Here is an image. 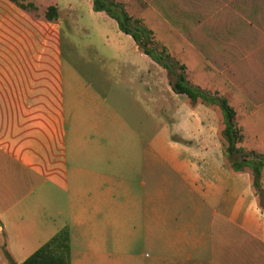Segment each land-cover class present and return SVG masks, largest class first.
Listing matches in <instances>:
<instances>
[{
	"label": "crops",
	"instance_id": "crops-1",
	"mask_svg": "<svg viewBox=\"0 0 264 264\" xmlns=\"http://www.w3.org/2000/svg\"><path fill=\"white\" fill-rule=\"evenodd\" d=\"M26 1L35 9L0 0V264L5 251L21 264L62 230L70 264H264V208L250 168L225 163L213 107L173 92L166 70L91 0ZM112 1L192 86L226 99L236 147L264 154V0ZM50 5L55 20L44 17ZM132 120L155 123L145 142ZM160 157L195 203L186 227L172 217L166 242Z\"/></svg>",
	"mask_w": 264,
	"mask_h": 264
},
{
	"label": "trees",
	"instance_id": "trees-1",
	"mask_svg": "<svg viewBox=\"0 0 264 264\" xmlns=\"http://www.w3.org/2000/svg\"><path fill=\"white\" fill-rule=\"evenodd\" d=\"M22 9L34 10L35 6L30 1L10 0ZM23 1V3L21 2ZM94 11H104L113 18L118 28L129 34L139 49L147 54L152 60L163 67L168 75V82L173 92L184 93L191 103L201 102L208 106H217L222 115L224 124L222 137L225 141L224 155H236L238 158L230 160V168L240 171L245 166L250 168L252 185L257 187L260 173L264 167V154L256 152L244 153L236 147L241 135L235 127L234 111L227 104L225 98L215 93L192 86L185 78L184 67L172 59L164 48L156 46L152 32L144 27L139 19L132 18L124 9L123 5L112 0H91ZM44 17L48 20L57 18V8L50 5L44 11ZM172 77V78H171ZM9 264H14L9 253L4 252ZM21 264H70L69 237L66 230H62L52 236L49 240L38 247L33 253L26 257Z\"/></svg>",
	"mask_w": 264,
	"mask_h": 264
},
{
	"label": "rangeland",
	"instance_id": "rangeland-1",
	"mask_svg": "<svg viewBox=\"0 0 264 264\" xmlns=\"http://www.w3.org/2000/svg\"><path fill=\"white\" fill-rule=\"evenodd\" d=\"M26 1V0H24ZM45 1V0H42ZM172 78V77H171ZM212 93H215L214 91L206 90ZM213 110L217 116V124H218V136L220 143L222 144L223 149V155H224V147H225V141L222 137V130L224 127V124L222 122V115L220 113V110L217 106L213 105ZM133 128H135L137 131H140L143 133V141L145 142V138L148 137V135L151 133V130L155 128V123H150L145 120L142 121H131L129 123ZM167 138L165 135H161L159 139V146H160V152L164 153V158L167 160L169 157V154L166 152L169 151L166 144ZM248 142V140H247ZM254 152V151H251ZM238 158L236 155H224V161L227 165H229L230 160ZM214 164H209V167L213 166ZM158 170V184H159V191L160 196L158 200V241L159 242H166L167 240H171V228L173 225L172 217L176 216V220L178 222V225L180 228L186 227L189 219L191 217H194L193 215V207H194V201L189 202L187 201V198L183 195L184 193H176V189L174 188L175 184L178 182V178L175 175V178L173 177V172H171L170 168L168 167V163H165V161L160 157L159 164L157 166ZM140 173H137V180H142L144 183V186L139 187L134 184V187L137 189L138 193L142 196V202L144 204V197L149 195L150 192V173L147 171V159L145 155L142 159V165H141ZM209 172H214L212 169L209 170ZM208 173V171H207ZM119 174V173H117ZM121 176V174L116 175ZM177 180V181H176ZM178 187V186H177ZM176 187V188H177ZM253 187V185H252ZM253 189L257 192L258 199L260 201V204L264 208V175L260 176L259 184L257 187H253ZM146 205V202H145ZM197 206V202H196ZM148 208H149V202H148ZM208 213V212H207ZM202 218L206 217V212H202ZM200 228H203V223L200 221L198 224ZM131 240L139 242L141 241L140 238L137 237L135 240V237L132 236Z\"/></svg>",
	"mask_w": 264,
	"mask_h": 264
}]
</instances>
